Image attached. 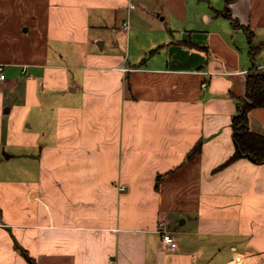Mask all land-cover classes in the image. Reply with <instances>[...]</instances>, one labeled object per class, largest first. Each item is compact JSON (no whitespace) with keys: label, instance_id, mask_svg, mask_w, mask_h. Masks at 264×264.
I'll list each match as a JSON object with an SVG mask.
<instances>
[{"label":"crops","instance_id":"1","mask_svg":"<svg viewBox=\"0 0 264 264\" xmlns=\"http://www.w3.org/2000/svg\"><path fill=\"white\" fill-rule=\"evenodd\" d=\"M226 5L0 0V264H264V163L221 167L264 0L251 43Z\"/></svg>","mask_w":264,"mask_h":264},{"label":"trees","instance_id":"2","mask_svg":"<svg viewBox=\"0 0 264 264\" xmlns=\"http://www.w3.org/2000/svg\"><path fill=\"white\" fill-rule=\"evenodd\" d=\"M232 1L227 0L226 7L220 13L230 18L235 27H244L232 14ZM245 29L248 32V38L251 43L254 34L250 29ZM250 54L255 62L257 48L252 44L250 46ZM262 106H264V68L254 66L248 71L246 76V96L237 101V112L232 118V136L235 151L221 167L242 157H248L257 164L264 163V134L252 130L249 124V112L255 107ZM26 256L34 264L32 258L27 254Z\"/></svg>","mask_w":264,"mask_h":264},{"label":"built area","instance_id":"3","mask_svg":"<svg viewBox=\"0 0 264 264\" xmlns=\"http://www.w3.org/2000/svg\"><path fill=\"white\" fill-rule=\"evenodd\" d=\"M133 5V4H132ZM6 78V74L4 72V68L3 65L0 63V81L4 80ZM203 86H206L207 83L204 82L202 84ZM120 190H126V185L125 184H121L119 186ZM167 222L165 219H160L158 222V231L161 233L162 235V240L171 248V249H176L178 247V242L176 240V238L171 234V232H169L168 228H167Z\"/></svg>","mask_w":264,"mask_h":264},{"label":"rangeland","instance_id":"4","mask_svg":"<svg viewBox=\"0 0 264 264\" xmlns=\"http://www.w3.org/2000/svg\"><path fill=\"white\" fill-rule=\"evenodd\" d=\"M4 175H6V174L2 172V176H4ZM15 175H16V174H15ZM0 176H1V175H0ZM2 176H1V177H2Z\"/></svg>","mask_w":264,"mask_h":264}]
</instances>
